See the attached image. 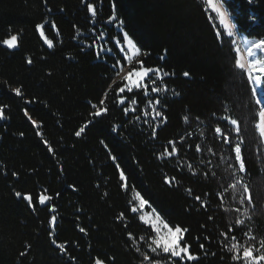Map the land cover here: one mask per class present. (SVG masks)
Masks as SVG:
<instances>
[{"label": "trees", "instance_id": "16d2710c", "mask_svg": "<svg viewBox=\"0 0 264 264\" xmlns=\"http://www.w3.org/2000/svg\"><path fill=\"white\" fill-rule=\"evenodd\" d=\"M224 5L264 39V0ZM212 15L204 0H0V264H246L241 246L260 249L261 108ZM125 33L133 67L159 69L131 92ZM136 194L187 229L195 259L153 251Z\"/></svg>", "mask_w": 264, "mask_h": 264}, {"label": "snow or ice", "instance_id": "6c2138e0", "mask_svg": "<svg viewBox=\"0 0 264 264\" xmlns=\"http://www.w3.org/2000/svg\"><path fill=\"white\" fill-rule=\"evenodd\" d=\"M204 3L206 6L212 7V9L215 11L217 15V18L219 19L220 24L223 26L224 29L227 30L228 36L231 37L233 35V31H232L233 26H230L229 23L227 22L226 13L222 11L219 6L213 3V0H204ZM91 10L94 11V9ZM125 38L127 39L128 45L133 49L134 54H138L139 50L134 45L133 41L127 38V33H125ZM15 42H16L15 36L11 37L10 40L4 41V43L8 44L9 47H15ZM236 51L239 54L240 49L237 48ZM247 52L249 57L247 62L246 63L243 62L242 58L239 57L238 55L236 59V66L246 72L248 79L250 81L254 80L257 84L264 83V39H260L251 43L247 49ZM129 59H131V57H129ZM139 63L141 64V70L134 69L132 72L128 73L127 77H125V79H130L132 76H135L137 79L135 81H132V83L137 84V86H139V80L147 76L149 72L159 71V69L153 70V69L143 68L142 67L143 62L140 61ZM256 73H259V75H254ZM184 75L187 76L188 73H184ZM154 90L160 91L159 88H156ZM119 91L123 92L124 88L123 87L120 88ZM256 91L257 89L254 88L253 92L256 93ZM256 102L260 103V100L257 99ZM96 114L99 115L100 114L99 111ZM0 115H2V111H0ZM260 118H261V123L258 125V127L260 129L261 136H264V111L260 112ZM232 123L236 124V121L233 120ZM217 131H219V129H217ZM77 135H79V133H77ZM235 153H236V159L240 161V170L244 171L245 163L243 157L241 156L240 144L236 145ZM233 187L235 188V185H233ZM243 187H244V192L247 193L248 192L247 185L244 184ZM17 195L19 196L20 193H17ZM27 198L31 200V197H27ZM39 199L41 203H44V201L48 199V197L41 195ZM197 199H199V197H197ZM248 200L249 201L251 200V196H248ZM241 202L243 203V197L241 198ZM145 203L147 202L141 199V204H145ZM52 220L54 222L55 217H53ZM238 223L243 224L244 221H238ZM165 227H167V235L161 236L158 240L155 241V243L162 249V251L164 253H171L172 256L181 257V259L184 258L182 254H187V258L190 260L195 259V257H193L191 254L188 253V247L181 246L180 244L181 234L182 232L187 231V229L182 230L179 226L168 227L167 225H165ZM81 231H83V229H81ZM249 240L255 241L256 237L250 236ZM259 244H260V249H264V239H261L259 241ZM61 247H63V245H61ZM201 247H203V245H201ZM241 247H243V256L240 257L238 254L236 257H234L235 259L242 258L246 262V264H261V262H264V254L257 255V252H259L260 249H257L254 244H250L248 246H241ZM153 251L155 252L156 248H153ZM237 252L239 253V249H237ZM96 264H102V262L97 260ZM156 264H159V261H157Z\"/></svg>", "mask_w": 264, "mask_h": 264}, {"label": "rangeland", "instance_id": "374dc122", "mask_svg": "<svg viewBox=\"0 0 264 264\" xmlns=\"http://www.w3.org/2000/svg\"><path fill=\"white\" fill-rule=\"evenodd\" d=\"M213 3H215L217 6H219L221 8V10L226 13L227 22L229 23L230 26H233L232 27L233 35L231 37L228 36L227 30L224 29L223 26L220 24L219 19L217 18L215 11L212 9L211 6H208L209 9L211 10L212 14H213L212 15L213 20L215 22L217 21L219 23L224 34L231 40V45H233L237 57L239 55V57L242 58L243 62L246 63L247 60L249 59L247 49H248L249 45L251 43L255 42L256 40L250 41V40L244 38L243 36H241L237 33V31L234 27L233 21H232L229 13L227 12V10L224 6V0H213ZM233 41H234V43H233ZM115 47L118 49L119 54L122 56V58L125 61V64L121 65L119 70H118L119 75L117 78L118 81H122L124 83V91L131 92V91H136V90L143 88L144 87V81L149 76V73L147 76H145L139 80V86H137V84H135V83H132V81H135L137 79L135 76H132L130 79H125V77L128 76V73L132 72L135 69L133 67V65L136 64L137 61L139 60L141 52L138 49V47L136 46V48L139 50V53L134 54L133 49L128 45L127 39L125 38V36H123V39L121 41L120 40L115 41ZM237 48L240 49L239 54L236 51ZM129 57H131V59H129ZM254 75H259V73H256ZM250 83H251L252 89H254V88L257 89L256 93H254V92L253 93L256 97V100L257 99L260 100V103H258V105L260 106L261 111H264V89H262V84H257L254 80L250 81ZM129 89H131V90H129ZM260 123H261V118L259 119V124ZM259 132H260V129H259ZM260 135H261V133H260ZM261 137H262V140L264 143V136H261ZM141 199H142V197L140 195H138V194L134 195L133 210L139 214L142 222L145 223L146 225H148L154 231V233H155L154 241L158 240L161 236H166L167 235V227H165V225H167V224L162 220V218L160 217L158 212L156 210L152 209L151 207H149V205L147 203L141 204ZM181 238H182V234H181ZM155 248H156L155 252L159 255L160 254H171V253H164L162 251V249L156 243H155ZM173 257H176V256H173ZM176 258H181V257H176Z\"/></svg>", "mask_w": 264, "mask_h": 264}]
</instances>
